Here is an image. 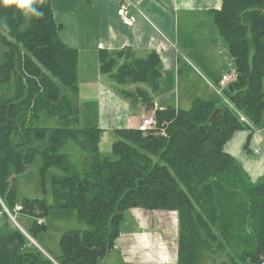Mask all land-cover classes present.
Masks as SVG:
<instances>
[{"label":"trees","instance_id":"16d2710c","mask_svg":"<svg viewBox=\"0 0 264 264\" xmlns=\"http://www.w3.org/2000/svg\"><path fill=\"white\" fill-rule=\"evenodd\" d=\"M219 1L220 10L211 16L233 59L236 79L223 91L233 108L220 100H194L188 110H157V122H169L165 133L116 130L112 155L102 158L97 128L69 127L79 111L70 100L79 93V57L59 40L49 0H34L41 15L31 14L29 21L14 5L0 6V46L8 50L0 85L13 82L15 90L0 101V201L19 225V215L33 219L29 231L20 225L32 239L47 230L38 221L52 208L74 212L85 226L63 233L60 256L52 261L10 223L0 203V264H101L120 236L124 213L134 208L177 212L176 264H264V174L252 182L224 152L237 131L249 129L237 113L255 129L264 113V0ZM101 54V74H110L121 88L160 87L156 56L138 60L137 66L135 60L120 64L121 53ZM139 67L145 73L139 74ZM49 117L61 126H39ZM46 138L38 170L43 196L49 170L64 173L51 177L53 206L46 199H18L14 185L35 161L34 142ZM69 141L88 155L80 172L61 153ZM11 176L16 178L10 185ZM219 252H226L224 259L217 258Z\"/></svg>","mask_w":264,"mask_h":264},{"label":"crops","instance_id":"0c3cea01","mask_svg":"<svg viewBox=\"0 0 264 264\" xmlns=\"http://www.w3.org/2000/svg\"><path fill=\"white\" fill-rule=\"evenodd\" d=\"M72 1L77 3L75 17L85 28L70 43L59 32L58 38L65 46L78 52L79 94L91 87L97 119L95 124H88V127L97 128L101 138L106 134L116 136V130L136 129L140 119L151 113L154 106L158 111L169 107L188 110L194 100L221 101L215 91V84L224 74L235 70L226 44L212 23L211 12L221 8L219 0ZM128 2L131 6L126 18L131 19V26H127L117 14L121 5ZM49 3L52 7L51 0ZM83 39H90V43L85 44ZM102 52L121 53L120 64L135 60L137 66L138 60L156 56L162 81L160 87L155 91L151 89L146 95L144 91H138V88L142 89L140 84L121 88L110 74H101ZM214 61L216 65H212ZM138 71L143 74L145 68L139 67ZM195 76L201 83L199 86L190 84ZM207 88L213 96L208 94ZM78 110L76 126H80L82 115L81 110ZM261 125L264 127L263 115ZM255 150L259 153L255 154ZM224 152L232 156L254 182L264 174V135L255 129L237 131L224 146ZM130 213L139 231L121 230V237L112 249L120 251L121 262L173 264L175 261L171 262V254L175 253L176 260L177 254L168 250L169 242L166 240L172 237V231L175 230L177 213L153 211L159 214L156 218L149 211L139 208L131 209ZM154 219L157 222L156 230L149 224ZM141 235L142 240L137 241L136 237ZM133 241L139 243L135 252L129 250ZM159 243H162L161 247ZM55 256L57 259L60 254Z\"/></svg>","mask_w":264,"mask_h":264},{"label":"rangeland","instance_id":"374dc122","mask_svg":"<svg viewBox=\"0 0 264 264\" xmlns=\"http://www.w3.org/2000/svg\"><path fill=\"white\" fill-rule=\"evenodd\" d=\"M52 3V12H53V22L58 27V32L60 33V36L70 43L77 34L83 31L85 26L82 25L80 21H78L75 17V5L77 3H73L72 0H51ZM126 8H129L131 6V3L128 2L126 4H123ZM51 6V5H50ZM60 24V25H58ZM61 30V32H60ZM84 43H90V39L86 40L83 39ZM224 44L225 41L222 40ZM188 48L186 49V52H188ZM8 52V50L0 46V67L3 65L5 60V53ZM212 65H216V62L212 63ZM136 71H138V68H136ZM141 71H138V73ZM143 72V71H142ZM231 74L233 73V70H230ZM150 78L152 81L154 80L155 76L154 74H150ZM181 80V78H180ZM159 84L162 83L161 79H158ZM193 83L195 86H199L201 83L198 81V79L195 78L190 82V84ZM140 87L142 90L146 93L148 91L151 92V87H149L148 83L140 84ZM176 87V84L174 88ZM206 91L210 96H213L212 91L207 88ZM262 91L264 92V79L262 81ZM14 87L13 82L9 84L0 85V101L7 100L9 98H12L14 96ZM170 96V95H168ZM70 100L72 101V104L74 105L75 109H80L82 112V115L80 116V126H76L74 122H71L69 127L71 129H82L85 127H88L90 125L88 124H95V121L97 119V111L95 110V97L94 93L91 89V87H88L83 90L81 94H77L76 98L73 96H70ZM51 117L45 118L44 120L41 119L42 123L41 127H54V126H61L60 123L54 122L53 119L50 120ZM263 123H264V113H263ZM260 129L263 130L264 128L261 125L260 122ZM117 136H113L111 134L103 135L100 141L99 145V157L102 158L103 156H109L111 157V143L114 140H117ZM14 143L19 144L20 138L18 136H13ZM47 141L48 139L44 140H37L34 142V148L38 150V154L35 158V161L30 168L23 176L21 177H14L15 182L14 185L17 190L18 199L23 198H36V199H46L49 205L53 206V198L50 193V184H51V177L53 176H64V173L56 168H51L47 174L45 187L47 189L46 197L42 195L40 190V177L38 174V170L41 167L42 164V156L41 152L44 151L47 147ZM62 154H66L69 157L70 163L76 169L78 172L81 171L83 167V163L87 161L88 155L81 151L74 142L69 141L66 144V147L61 151ZM102 154V155H101ZM70 155V156H69ZM239 164V163H238ZM240 165V164H239ZM263 175L259 177V179L256 181L258 183L262 179ZM250 178V176H249ZM251 181H253L252 178H250ZM254 182V181H253ZM45 197V198H44ZM1 202V201H0ZM152 217H157V215L153 212H149ZM165 214V213H164ZM16 218V217H15ZM11 221V220H9ZM12 222V221H11ZM17 222V220H16ZM18 222L20 225L27 231L30 230L33 219L30 217H26L23 215L18 216ZM2 224V217L0 215V228ZM44 224L47 227V230L44 232H40L34 236L35 241L37 242V246L42 248L45 252H47L51 257L55 258V254H60V245L59 240L63 233L68 230H82L85 228V226L81 223H79L75 219L74 212L65 213L62 212L56 208H52L48 215L44 219ZM149 224H151L153 227V230H156L157 222L154 219V221L150 220ZM176 225V222L175 224ZM121 230L123 232H130V231H139L137 228V225L135 224L130 211L124 213V221L121 226ZM172 237L168 238L166 242H169L167 244L168 250L176 252L177 247V229L175 227V230L172 231ZM121 237V236H120ZM119 237V238H120ZM127 238V237H125ZM136 240H142V235L137 236ZM137 241L131 242V246L129 247V250L132 252H135L137 248H139V243ZM162 242V241H161ZM160 247L162 243H159ZM165 245V243H164ZM129 253V252H127ZM226 252H219L217 253L218 259H224ZM120 251L112 250L109 252L108 256L104 258L101 262V264H131L129 262H121L119 259ZM171 257H173V260L171 261L173 264L177 263L175 253L173 255L171 254ZM133 264V263H132ZM155 264V263H154Z\"/></svg>","mask_w":264,"mask_h":264},{"label":"built area","instance_id":"2783aa9c","mask_svg":"<svg viewBox=\"0 0 264 264\" xmlns=\"http://www.w3.org/2000/svg\"><path fill=\"white\" fill-rule=\"evenodd\" d=\"M118 15L121 17L122 21L126 25H131V19L126 18V7H121L118 11ZM235 79L234 74L224 75L219 83V89H217L218 94L222 96V92L225 89L226 85ZM155 124V117L154 116H147L142 118L139 123L138 130L140 132H145L147 129L151 128Z\"/></svg>","mask_w":264,"mask_h":264},{"label":"clouds","instance_id":"9594fccd","mask_svg":"<svg viewBox=\"0 0 264 264\" xmlns=\"http://www.w3.org/2000/svg\"><path fill=\"white\" fill-rule=\"evenodd\" d=\"M13 5L22 14L41 15L37 8L34 7V0H0V6L11 7Z\"/></svg>","mask_w":264,"mask_h":264},{"label":"bare ground","instance_id":"6f19581e","mask_svg":"<svg viewBox=\"0 0 264 264\" xmlns=\"http://www.w3.org/2000/svg\"><path fill=\"white\" fill-rule=\"evenodd\" d=\"M169 108H173V109H175V110H178L179 108H175V107H169ZM153 111H157V109H156V107L154 106V108H153ZM169 124V122H166V121H164V122H161L160 124L157 122V120H156V118H155V124L151 127V128H149V129H147L144 133H146V134H148V133H154V134H156V133H158L159 131H163V133H165L166 132V127H167V125ZM263 127V126H262ZM264 128V127H263ZM255 129V128H254ZM255 131H257V132H259L260 134H263L264 133V129L263 130H261L260 128L259 129H255ZM162 133V134H163ZM159 134V133H158ZM162 134H160V135H162ZM247 264H249V263H247Z\"/></svg>","mask_w":264,"mask_h":264},{"label":"water","instance_id":"95a60500","mask_svg":"<svg viewBox=\"0 0 264 264\" xmlns=\"http://www.w3.org/2000/svg\"><path fill=\"white\" fill-rule=\"evenodd\" d=\"M27 18H28V21H29V18H30V14H27ZM218 113V111H215L214 113H213V115L211 116V118H210V120H209V123L215 118V116H216V114ZM13 178L14 177H11L10 179H9V184L11 185V183H12V180H13ZM11 218V217H10ZM12 219V221H13V223L17 226V227H19L16 223H15V221H14V218H11ZM26 235V234H25ZM27 236V235H26ZM28 237V236H27ZM28 239L35 245V246H37L36 245V243L31 239V238H29L28 237ZM38 247V246H37ZM110 250V248H108V251Z\"/></svg>","mask_w":264,"mask_h":264}]
</instances>
